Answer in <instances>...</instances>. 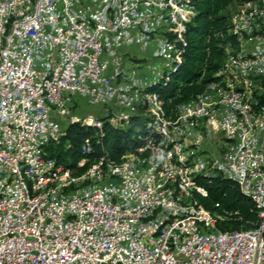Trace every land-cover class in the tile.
Listing matches in <instances>:
<instances>
[{
	"label": "built area",
	"instance_id": "built-area-1",
	"mask_svg": "<svg viewBox=\"0 0 264 264\" xmlns=\"http://www.w3.org/2000/svg\"><path fill=\"white\" fill-rule=\"evenodd\" d=\"M191 0H0V264H264V0L231 13L221 69L167 116ZM85 101L114 128L143 120L119 163L75 170L46 148ZM85 169L83 172L79 170ZM249 197L259 226L221 232L201 178ZM218 206V205H217Z\"/></svg>",
	"mask_w": 264,
	"mask_h": 264
},
{
	"label": "trees",
	"instance_id": "trees-1",
	"mask_svg": "<svg viewBox=\"0 0 264 264\" xmlns=\"http://www.w3.org/2000/svg\"><path fill=\"white\" fill-rule=\"evenodd\" d=\"M252 1L255 0H191L196 14L187 26L183 61L170 75L168 83L156 88L161 93L167 116H172L177 106L194 100L214 79L223 65L225 48L229 43L233 47L237 44L229 32L231 8ZM101 120L100 129L78 123L68 125L65 134L46 148L48 156L58 165L75 170L82 158L83 141L89 138L94 150L92 159L104 155L119 163L123 155L139 144L143 120L133 118L128 125L117 128L105 118ZM199 182L207 195L197 196L198 203L211 214L221 217L217 221L219 231L258 228L260 222L255 205L232 182L222 177L201 178Z\"/></svg>",
	"mask_w": 264,
	"mask_h": 264
},
{
	"label": "rangeland",
	"instance_id": "rangeland-1",
	"mask_svg": "<svg viewBox=\"0 0 264 264\" xmlns=\"http://www.w3.org/2000/svg\"><path fill=\"white\" fill-rule=\"evenodd\" d=\"M238 7L231 8V13L237 12ZM230 13V14H231ZM92 116L94 119H102V113L98 108L90 107L86 104L85 101H75L70 107V114L66 117L65 123L68 124L71 122L73 117H77L81 122Z\"/></svg>",
	"mask_w": 264,
	"mask_h": 264
}]
</instances>
